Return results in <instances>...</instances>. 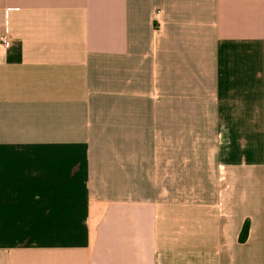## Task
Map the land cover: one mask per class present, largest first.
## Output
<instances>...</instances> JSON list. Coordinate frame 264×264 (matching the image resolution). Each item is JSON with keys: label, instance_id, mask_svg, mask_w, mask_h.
<instances>
[{"label": "crops", "instance_id": "1", "mask_svg": "<svg viewBox=\"0 0 264 264\" xmlns=\"http://www.w3.org/2000/svg\"><path fill=\"white\" fill-rule=\"evenodd\" d=\"M5 28L0 264H264V0H0Z\"/></svg>", "mask_w": 264, "mask_h": 264}, {"label": "built area", "instance_id": "2", "mask_svg": "<svg viewBox=\"0 0 264 264\" xmlns=\"http://www.w3.org/2000/svg\"><path fill=\"white\" fill-rule=\"evenodd\" d=\"M10 42H11V36H10L9 30L8 28H5L2 34L0 35V43L4 47H8Z\"/></svg>", "mask_w": 264, "mask_h": 264}, {"label": "trees", "instance_id": "3", "mask_svg": "<svg viewBox=\"0 0 264 264\" xmlns=\"http://www.w3.org/2000/svg\"><path fill=\"white\" fill-rule=\"evenodd\" d=\"M247 230H248V227H247V224L245 223L243 226L242 232H241V236H240L241 241L245 240L247 236Z\"/></svg>", "mask_w": 264, "mask_h": 264}]
</instances>
